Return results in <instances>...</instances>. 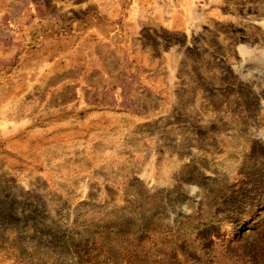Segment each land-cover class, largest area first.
<instances>
[{
  "label": "rangeland",
  "instance_id": "obj_1",
  "mask_svg": "<svg viewBox=\"0 0 264 264\" xmlns=\"http://www.w3.org/2000/svg\"><path fill=\"white\" fill-rule=\"evenodd\" d=\"M198 2L152 92L97 98L123 127L0 45V264H264V0Z\"/></svg>",
  "mask_w": 264,
  "mask_h": 264
},
{
  "label": "crops",
  "instance_id": "obj_2",
  "mask_svg": "<svg viewBox=\"0 0 264 264\" xmlns=\"http://www.w3.org/2000/svg\"><path fill=\"white\" fill-rule=\"evenodd\" d=\"M197 4L198 0H0V45H9L3 74L28 87L53 81L47 85L51 97L69 89L76 102L69 111L102 113L122 127L139 122L131 109L101 104L97 98L122 97L111 83L120 73L132 77L140 93L152 92V81L159 75L165 79L158 73L159 65L167 64L162 46L166 39L159 38V32L185 35ZM47 109L55 113L63 106Z\"/></svg>",
  "mask_w": 264,
  "mask_h": 264
}]
</instances>
